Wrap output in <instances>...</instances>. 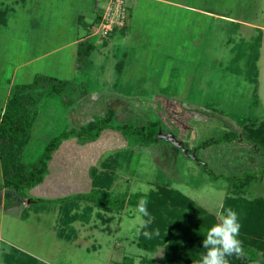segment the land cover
I'll list each match as a JSON object with an SVG mask.
<instances>
[{"label":"rangeland","instance_id":"1","mask_svg":"<svg viewBox=\"0 0 264 264\" xmlns=\"http://www.w3.org/2000/svg\"><path fill=\"white\" fill-rule=\"evenodd\" d=\"M111 1L0 0V114L16 94L32 124L0 151V185L69 135L25 197L0 189V264H169L166 244L136 245L139 199L160 188L194 201L196 226L231 207L249 252L229 264H264V213H246L264 200V0H121L128 29L103 37L98 17ZM80 42L95 45L82 59ZM35 76L68 83L28 106ZM103 116L97 139L71 134ZM155 121L148 145L120 130ZM193 251L188 264H199Z\"/></svg>","mask_w":264,"mask_h":264},{"label":"trees","instance_id":"2","mask_svg":"<svg viewBox=\"0 0 264 264\" xmlns=\"http://www.w3.org/2000/svg\"><path fill=\"white\" fill-rule=\"evenodd\" d=\"M100 19L101 14L98 18V22H100ZM124 31L125 28L120 29L119 31H112L108 34V36ZM94 48L95 45L92 43L80 42L78 43L77 56L82 59L94 50ZM67 83L68 82L61 81L53 77L35 76L31 83V87L34 89V92H32V96L31 94H28L29 101L27 100L26 105L34 103L35 98L33 97L35 95H42L44 88L48 90L47 95L52 96L53 94L63 92ZM22 104V98L14 94L9 98L3 112L0 114L1 152H4L5 149L12 143L26 141L30 135L32 124L23 117V109L20 108ZM108 118L109 117L107 116L96 118L90 122L86 128L78 131L72 130L71 134H74L77 138L85 136L87 139L95 140L106 128H109L107 125V122L109 121ZM120 130L127 133V135L134 137L140 145H148L156 141L159 131V123L157 121L149 122L141 127L126 125L120 127ZM258 131L257 133H259ZM262 132L263 131L260 133L262 134ZM68 138V133H62L60 137L52 138L45 146L44 152L31 164L30 167H28L25 173L16 174L14 176H9L6 172L3 173V183L0 185V189L2 187L14 189L20 196L25 197L28 189L38 185L42 181L43 173L47 171L45 167L47 168L48 163L52 161L53 153L56 152L60 144L63 141L68 140ZM227 139L228 143H230L236 138L235 136L233 138L228 136ZM220 176L224 177L223 175ZM99 182L100 181L96 182L97 187H101L103 185L102 182ZM96 190L98 191V189ZM139 201H146L148 215H144L146 222L143 227L140 228L138 233V241L136 243L138 248L151 250V248L155 245L163 243L166 244L164 260L168 261L169 264H175V259L178 257L180 258V261L176 264H188V258H191V254H194L195 252L193 250H198L196 254L199 252L201 255L203 254L205 251L203 250V245H201L198 249L197 247L194 249V244L185 243L187 244L186 247L184 242H182L189 236H200L204 238L207 231L210 229L205 226H196L187 222L189 217H191L189 215L190 209L195 208V203L192 199L178 190L160 188L157 192H150L148 195L142 196ZM100 205L103 204H99V206ZM247 207H249V209L246 213H249V215H254L255 213L253 212L257 209L262 210L264 213V200H254ZM156 229H159V236L154 234ZM146 232L153 233L151 239L144 235ZM193 239L192 241H194ZM247 249L248 247L243 248L246 255L249 252H247ZM197 262H199V260ZM121 264H132V261L129 259L128 262L123 261Z\"/></svg>","mask_w":264,"mask_h":264},{"label":"clouds","instance_id":"3","mask_svg":"<svg viewBox=\"0 0 264 264\" xmlns=\"http://www.w3.org/2000/svg\"><path fill=\"white\" fill-rule=\"evenodd\" d=\"M138 210L144 215H148L146 201H140ZM241 225L238 214L231 207L227 208L219 216V223L214 224L204 236L202 241L203 254L199 264H229L228 257H240L244 254L242 242L238 239ZM159 236V229L154 233ZM149 239L153 233H144Z\"/></svg>","mask_w":264,"mask_h":264},{"label":"built area","instance_id":"4","mask_svg":"<svg viewBox=\"0 0 264 264\" xmlns=\"http://www.w3.org/2000/svg\"><path fill=\"white\" fill-rule=\"evenodd\" d=\"M128 12L121 0H112L101 12L100 34L103 37L108 36L112 31H119L127 25Z\"/></svg>","mask_w":264,"mask_h":264},{"label":"crops","instance_id":"5","mask_svg":"<svg viewBox=\"0 0 264 264\" xmlns=\"http://www.w3.org/2000/svg\"><path fill=\"white\" fill-rule=\"evenodd\" d=\"M99 17H100V13H99ZM99 17H98V18H99ZM127 29H128V27H127L125 30H127ZM124 32H125V31H124ZM121 33H122V32H120V33L118 32V34H121ZM77 50H78V44H76V45H75V48L72 49L74 55H77ZM72 51H71V52H72ZM66 61H67V60H66ZM206 149H207V148H206ZM206 149H205V150H206ZM220 156H221V155H220ZM254 160H255V159H254ZM254 160H252V161H254ZM255 162L258 163V162H257V159H256ZM256 165H257V164H256Z\"/></svg>","mask_w":264,"mask_h":264},{"label":"water","instance_id":"6","mask_svg":"<svg viewBox=\"0 0 264 264\" xmlns=\"http://www.w3.org/2000/svg\"><path fill=\"white\" fill-rule=\"evenodd\" d=\"M253 148L255 149V146H253Z\"/></svg>","mask_w":264,"mask_h":264}]
</instances>
